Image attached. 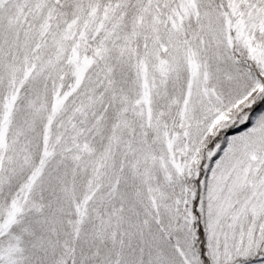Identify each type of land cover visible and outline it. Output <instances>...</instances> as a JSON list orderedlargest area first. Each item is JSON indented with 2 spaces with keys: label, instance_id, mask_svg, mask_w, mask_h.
<instances>
[{
  "label": "snow or ice",
  "instance_id": "6c2138e0",
  "mask_svg": "<svg viewBox=\"0 0 264 264\" xmlns=\"http://www.w3.org/2000/svg\"><path fill=\"white\" fill-rule=\"evenodd\" d=\"M0 264H264V0H0Z\"/></svg>",
  "mask_w": 264,
  "mask_h": 264
}]
</instances>
